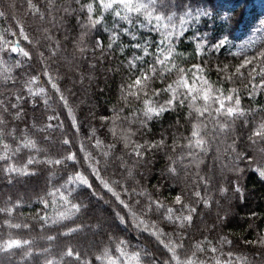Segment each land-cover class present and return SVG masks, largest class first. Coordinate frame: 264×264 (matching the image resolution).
<instances>
[{"label": "trees", "instance_id": "1", "mask_svg": "<svg viewBox=\"0 0 264 264\" xmlns=\"http://www.w3.org/2000/svg\"><path fill=\"white\" fill-rule=\"evenodd\" d=\"M89 2L31 0L32 7L29 0H0V157H7L0 159V209H11L10 215L0 211V244L29 241L0 251V264H107L97 257L105 249L119 257L115 249L121 240L129 254L140 253L141 264L169 260L161 240L182 244L181 257L195 264H216L217 258L224 264L228 253L233 264H264V141L249 139L264 122V88L254 87L264 83L256 74L264 61H255V71L249 65L240 69L242 75H233L245 59L264 52V0H159L156 12L173 17L163 22L166 28L141 14H128L125 20L111 10H94L93 18L103 20L92 27L84 7ZM8 42L9 47L19 42L31 59L3 51ZM169 50L177 67L150 83L159 92L151 97L157 106L170 98L164 90L177 79L178 69H190L191 76L198 65L203 72L196 74L225 94L236 90L244 115L199 116L185 101L147 119L142 100L125 99L124 89ZM34 76L37 81L30 83ZM29 87L45 91L32 95ZM197 123L203 127L206 152L187 147ZM28 141L35 148L24 147ZM135 145L142 146V157L135 155ZM70 153L75 161L65 159ZM76 173L91 187L70 182ZM61 195L80 205L79 211L62 219L71 205ZM176 196L182 198L179 205ZM153 201L164 207L158 209ZM168 207L174 217L190 214L191 222L180 227L179 221L165 219ZM87 228L97 231L86 233ZM157 229L164 233L160 239L152 234ZM69 249L79 259L67 256Z\"/></svg>", "mask_w": 264, "mask_h": 264}, {"label": "snow or ice", "instance_id": "2", "mask_svg": "<svg viewBox=\"0 0 264 264\" xmlns=\"http://www.w3.org/2000/svg\"><path fill=\"white\" fill-rule=\"evenodd\" d=\"M50 3H54V0H49ZM77 3H79V0H77ZM159 3V0H92V2H89L84 7L87 8L88 12V19L92 27H95L97 24H100L103 20V17L101 15H97L95 19L93 18V12L94 10H102V11H109L111 10L116 17H119L121 19L127 20L129 18L128 14H141L144 15L145 18L148 20L149 23H152L153 21L156 22L155 27H168L167 24H164L163 22L165 20L171 21L173 17L171 15H162L159 12H156V5ZM29 4L32 7H35L34 5H31V0H29ZM122 13H125V15H122ZM2 15V13H0ZM20 35L23 37L24 40H28V37L24 34L23 29L20 31ZM113 42H115V37H113ZM18 43L8 46L10 42L6 43L3 51L5 52H11V53H18L22 55L23 57H27L31 59L29 52L25 51L24 48L18 47ZM31 43V41H29ZM101 42L97 41V45L100 46ZM111 46V45H109ZM221 45H217V47H220ZM135 47H140L138 44L135 45ZM150 53L147 51V49L144 50V55L147 56ZM139 59V57H137ZM260 60L264 61V52H259L255 57L252 59H245L239 67H237L236 72L233 73V75L241 74L240 69L246 68L249 65H253V71H255V61ZM172 57L171 52L169 50L168 54L161 53V55L156 57L155 64L153 67H151L148 71L142 72L140 75L135 77L124 89L125 96L124 98L127 99L128 96H132L138 100H142L144 104L143 109V115L147 119H151L152 116H159L165 111H168L169 108L177 103L184 104L185 101H189V107H192L193 110L199 115L204 116L205 113H209V115H212L213 113L218 116H226L228 118H236L239 116L244 115V110L240 107V97L237 94L236 90L233 89L231 93L225 94L222 89L215 87L213 84H211L207 78L203 77L202 75H197L196 73H202L203 69L198 66L194 65L193 67L196 69V73H192L191 76H189V72L191 70H185V69H178V77L176 80L173 81L172 84H169L168 87L164 90L169 93L170 98L167 100L166 104H162L157 106L153 100L151 99L152 96L159 95L158 91L151 90L150 89V83L153 81V78L156 77L158 74L163 75L165 71L172 72L173 68H176L177 66L173 63H171ZM130 64H132L133 67H135V64L130 61ZM156 64L160 65V69L158 70L155 66ZM5 71H8L5 69ZM221 71H226L225 69H221ZM257 75H260L262 78H264V67H261V70L256 73ZM45 75H48L47 72H45ZM249 76H252V72H249ZM226 79H231V76H226ZM254 79V77H253ZM37 81V77H32L30 80V83H35ZM49 84H51V87L55 89L57 92H59V89L54 82V78L49 76L48 79ZM254 87H260L264 88V83H261L259 85H255ZM28 91L32 95H38L39 93H43L45 90L43 88L39 89V93L33 92L32 89L29 87ZM19 99V98H18ZM61 100H64V97L61 96ZM197 100H203V105L196 106L195 102ZM216 104L217 107L213 108L212 105ZM65 106H67V102L65 101ZM15 107V105H13ZM69 114L71 115V110L69 109ZM51 119V117H50ZM3 123V120H0V124ZM221 132L226 130V125L223 123H219L217 125ZM203 130V127L201 124L197 123L193 125L191 138H189V144L187 147L193 148V149H199L200 151H207V141L205 140L204 136L201 134ZM115 135V132L113 133ZM250 140H252L253 143H257L259 141H264V122H261L258 124L252 131V135L249 137ZM65 144H68L69 141L65 140ZM99 144V142H97ZM128 144H126V147ZM159 144H154L152 147H159ZM7 148V145H5ZM24 147H32L35 148V143L32 141H28L24 144ZM142 147L141 145H135L133 147V151L135 152V155L137 157H142V153L139 151V148ZM7 157H0V159H6ZM67 160L75 161L76 156L74 153H70L67 157H65ZM85 159H88V156L85 157ZM29 164L33 163L32 159H29ZM53 163L59 165L61 163L60 160H56ZM90 167H93V175L98 176V170L95 169L94 166L90 165ZM7 171L9 172H15L19 171L14 168H8ZM170 171L175 173L174 168H170ZM261 176L264 177V172H261ZM70 182H78L80 184L86 185L88 187H91V185L88 182V179L81 173H76V175L72 178ZM104 188H106L108 191L112 192L114 196H116L117 200H120L119 195L114 192L108 185L107 182L101 181ZM239 191V189H237ZM195 195L197 197L200 196L199 192H196ZM61 199L64 200L65 204H70L71 207L67 213H61V218H66V216L71 214L72 210L79 211L80 205L73 204L71 201L64 195H61ZM123 204L124 202L121 201ZM153 203L156 205V207L163 208L164 205L159 201H153ZM175 203L181 204L182 198L180 196L175 197ZM125 207H128V205H124ZM184 208L188 209L190 213L195 212V208H189L188 205H184ZM151 206L147 209V211H151ZM0 211H7L8 214H11V209H0ZM174 209L172 207H168L166 209V215L165 219L170 221H179V226L183 227L184 222H191L192 216L189 215H177L173 216ZM135 216V213H133ZM121 222H124V218L121 217ZM139 224H144L143 220L139 221ZM139 224L137 226H139ZM9 227L14 228H20L21 225L19 224H8ZM155 228V225L152 226ZM144 230H148V225H144ZM70 231H76V229H71ZM153 235L157 236V239H160L161 236L164 235L159 229H157L155 232L152 233ZM49 239H53V237H49ZM29 241H20L16 239L7 240L3 244H0V251H9L13 248H20L23 245H27ZM125 242L120 241L115 249V251L120 253V256L117 258H114L112 255L109 254V251L105 249L102 256H98L97 260H106L107 264H141L140 262V253L134 252L129 254L125 248L121 247ZM161 243L164 244V247L167 249L169 253V260L165 261V264H195V262L192 260L191 257H184L182 258L178 249H182L183 245L179 243H175L171 240L168 242H165L161 240ZM261 243L264 244V238H261ZM198 249H200V246H196ZM203 251V249H200ZM212 252H216V248L211 249ZM67 256H74L76 259H79V254H74L71 249H69L66 253ZM193 255H195L193 253ZM229 259L224 262V264H233V261L231 259L232 253L227 254ZM48 264H52V261H48ZM203 264V262H202ZM216 264H221V261L219 258L216 259Z\"/></svg>", "mask_w": 264, "mask_h": 264}, {"label": "rangeland", "instance_id": "3", "mask_svg": "<svg viewBox=\"0 0 264 264\" xmlns=\"http://www.w3.org/2000/svg\"><path fill=\"white\" fill-rule=\"evenodd\" d=\"M22 184H23L22 182L19 183V185H22ZM9 188H10V187H9ZM7 226H8V225H7ZM7 226H6V227H7ZM90 231L93 233L94 231H97V229H95V228H93V229L87 228L86 233H88V232H90ZM26 258H28V255H26ZM79 263H80V262H79ZM80 264H81V263H80Z\"/></svg>", "mask_w": 264, "mask_h": 264}]
</instances>
